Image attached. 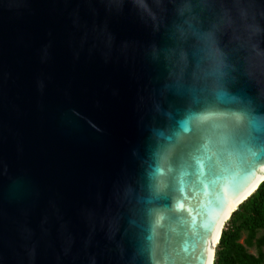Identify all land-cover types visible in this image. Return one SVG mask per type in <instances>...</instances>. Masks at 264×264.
I'll return each instance as SVG.
<instances>
[{
	"label": "water",
	"instance_id": "95a60500",
	"mask_svg": "<svg viewBox=\"0 0 264 264\" xmlns=\"http://www.w3.org/2000/svg\"><path fill=\"white\" fill-rule=\"evenodd\" d=\"M177 80L210 128L202 176L160 159L192 135ZM263 181L264 0H0V264H214Z\"/></svg>",
	"mask_w": 264,
	"mask_h": 264
},
{
	"label": "snow or ice",
	"instance_id": "6c2138e0",
	"mask_svg": "<svg viewBox=\"0 0 264 264\" xmlns=\"http://www.w3.org/2000/svg\"><path fill=\"white\" fill-rule=\"evenodd\" d=\"M203 54L206 57L208 64L210 65L209 71L205 75V80H215L219 82L222 78L223 68L217 57L214 55L211 46L210 37L204 41ZM173 89L176 96L182 101H186L187 107L186 112L188 114V121L191 122L192 127L189 128L188 121L183 125V130L185 132H191V139L187 144H178L175 147V152L173 154L172 149H164L163 154L160 157L162 162L169 164L168 171L173 170V165H178L179 167L186 168L191 166L190 161H195L199 175H203L204 161H212L213 156L216 155L215 152L208 154V143H201L205 137L209 135L210 128L204 123V117L196 115V113L204 110V106L198 99L199 89L189 87L183 81L177 80ZM206 90V89H205ZM241 114H233L234 120L230 126L226 127L225 132L229 137H234L242 131V125L244 121V116L242 115L243 109L238 110ZM211 130H215V126H212ZM203 151L204 155H199ZM215 167L214 163H210L209 170L211 171ZM159 175L163 173L160 172V167L157 166L156 169ZM184 174H187L186 172ZM157 182L153 184V194L155 198H165L168 193L165 189L169 188V184L165 183L163 180H159L158 177H154ZM170 210V209H169ZM162 219V217H160ZM159 222V221H158ZM167 264V262H165ZM209 264L211 261L209 260Z\"/></svg>",
	"mask_w": 264,
	"mask_h": 264
},
{
	"label": "trees",
	"instance_id": "16d2710c",
	"mask_svg": "<svg viewBox=\"0 0 264 264\" xmlns=\"http://www.w3.org/2000/svg\"><path fill=\"white\" fill-rule=\"evenodd\" d=\"M214 264H264V181L226 222Z\"/></svg>",
	"mask_w": 264,
	"mask_h": 264
},
{
	"label": "bare ground",
	"instance_id": "6f19581e",
	"mask_svg": "<svg viewBox=\"0 0 264 264\" xmlns=\"http://www.w3.org/2000/svg\"><path fill=\"white\" fill-rule=\"evenodd\" d=\"M235 207H236V205L232 206L231 209H230V211H229V213H230V212L232 211V209H234ZM229 213L227 214V216H226L225 218L228 217ZM216 241H217V240H216ZM216 241H215V244H216Z\"/></svg>",
	"mask_w": 264,
	"mask_h": 264
},
{
	"label": "rangeland",
	"instance_id": "374dc122",
	"mask_svg": "<svg viewBox=\"0 0 264 264\" xmlns=\"http://www.w3.org/2000/svg\"><path fill=\"white\" fill-rule=\"evenodd\" d=\"M245 235L243 236V239H244ZM250 251L255 253L256 252V249L255 248H250Z\"/></svg>",
	"mask_w": 264,
	"mask_h": 264
}]
</instances>
